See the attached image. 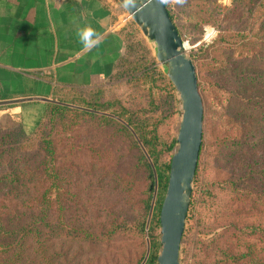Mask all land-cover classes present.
<instances>
[{
	"label": "rangeland",
	"instance_id": "374dc122",
	"mask_svg": "<svg viewBox=\"0 0 264 264\" xmlns=\"http://www.w3.org/2000/svg\"><path fill=\"white\" fill-rule=\"evenodd\" d=\"M162 1L178 15H175L177 19L184 17L180 19L183 24L181 37L186 54L196 66L204 104L201 169L199 178L193 183L197 205L195 203L186 225L180 264L195 261L196 264H219L218 254L223 246L229 252L239 246L236 237L248 239L249 236L243 234L246 225L264 230V90L261 85L249 84L246 88L235 82L237 76L257 77L264 73V28L261 27L264 14L253 13L255 2L259 0H217V3L196 0V18L190 20L185 15L190 13L193 0ZM123 16L124 25L132 21L125 10ZM139 31L156 58L155 45ZM233 42L241 50L239 61H235L237 55L230 48ZM158 65L165 72L164 67ZM231 92L234 93L230 96ZM132 94L128 86L115 83L103 92L78 94L75 100L85 102L83 105L97 101L103 109L90 112L115 118L123 126L126 123L117 118V114L124 112L121 106L128 109ZM50 104L73 110L80 107L58 102L46 103V108ZM46 108L10 117L1 124L0 130V154L3 155L0 173L11 172L15 164H21L20 169L25 171L41 169L39 178L28 185L33 199L42 204L41 211L46 209L45 202L55 201L57 208L63 204L59 213L53 208L49 216L51 220L55 217L56 227L66 229L69 235L59 240L53 237V231L41 229L38 243L30 247L36 248L32 264L39 263L43 249V260L48 264H145L150 242L161 252V228L152 221L156 202L151 212L159 189L155 171L151 176L147 166L139 164V153L137 150L131 152L129 140L122 142L119 138H111L115 128H107L100 117L87 120L79 114L66 113L56 115L51 123V114ZM80 108L79 111H87ZM181 118L178 102L171 127L175 137ZM158 133L164 141L162 129ZM46 138L53 141L56 156L45 158L51 160L49 166L62 168V183L59 187L56 178L61 171L51 172L49 187L54 185L50 194L43 197L46 184L40 163L46 152L39 143ZM120 149L129 153L122 166L116 167L114 172H102V164H107L106 168L115 165L114 157ZM26 158L28 162H24ZM147 162L152 168L148 158ZM208 189L212 191L213 206L200 201V195L210 192ZM14 200L13 194L7 195V204ZM80 201L115 207L107 213L98 209L83 213L85 223L80 224L75 217L76 204ZM150 213L152 219L149 221ZM120 217L123 218L121 225L117 224ZM81 227L89 232L88 239ZM228 237L232 240L227 241ZM25 242L30 244L28 239ZM59 251L66 252L61 259L57 257ZM205 253L210 255L207 257Z\"/></svg>",
	"mask_w": 264,
	"mask_h": 264
},
{
	"label": "trees",
	"instance_id": "16d2710c",
	"mask_svg": "<svg viewBox=\"0 0 264 264\" xmlns=\"http://www.w3.org/2000/svg\"><path fill=\"white\" fill-rule=\"evenodd\" d=\"M215 1L217 3V0ZM165 4L173 23L178 29L180 36H182L181 27L183 24H181L182 22L180 19L182 18L184 20V17L177 19L175 16L177 14L173 12L167 3ZM192 4L193 6L191 7L186 5L189 7L190 13L185 15V17L190 20L196 18V0H193ZM255 5L256 7L253 9V13L264 14V0L255 2ZM215 6H217V4H215ZM120 11L124 13V9L120 8ZM261 27L264 28V21ZM120 35L125 43V55H123L117 63L114 74L106 84L88 89L78 87L66 88L55 91L53 95V99L61 104H73L76 107H84L87 111H79L81 109L80 107L77 108V110H73L53 104L47 106L46 109L50 111L48 114H51V123L54 121L56 115L66 113H76L87 118V120L100 117L99 119L104 122L107 128H115L111 138H119L122 142L128 140L131 142L130 147L133 149L131 152L137 150L139 153V164L142 166L144 163L151 176H154L153 171H155L156 174L157 186L159 189L155 200L156 206L152 215L153 219L152 217L151 219L153 223L156 224V227H159L160 212L169 182L171 160L175 153L174 149L177 147V137L173 135L174 133L171 127L174 124L173 119L179 102L178 96L172 82L158 65L152 50L141 35L136 24L132 21H128L120 30ZM230 48L231 51L237 55L235 61L241 60V50L236 47L235 42L230 44ZM235 82L238 86H245L246 88L249 84L261 85L264 90V73H259L257 77L241 75L238 78L237 76ZM115 83L124 84L128 86L129 89L133 90V94L130 96L131 101L128 103V109L121 106L124 112L122 114H117V118L126 123V125L124 124L123 126H120L115 118L109 119L104 116H96L95 113L90 112H99V110L103 109L102 105L96 103L97 101L88 102L86 103L87 105H83L85 102L81 103L79 100H75L78 94L103 92L107 86H112ZM232 93L234 92H231L229 95L231 96ZM262 96L264 99V95ZM249 107L251 108V106ZM1 129L0 124V130ZM161 129L164 133V141L162 140V134L158 133ZM262 138H264V136H262ZM48 139L49 138L43 139L39 143V147H42L43 151L46 152V155L43 157V163H40L42 164V169H44V172L43 170L42 172L43 175H45L44 183L46 184L42 194L43 197L47 196L48 192L50 194V190L54 185L52 184L49 187L50 179L52 178L51 172L61 171L60 176L58 174L56 178L58 177L57 181L59 187L61 185L60 183H62V168L57 166V169H55L54 166H49L48 163H50L51 160H46L45 158L50 157L51 159L56 156V147H54L53 141ZM114 144L116 143L114 142ZM203 145L202 143L194 183L200 176V161ZM107 153L108 152L105 151L106 155ZM128 157L129 153H124L120 149V152L114 157L115 165L106 168L107 164H102L101 171H116V167L122 166L123 160ZM146 157L152 164V168L149 166ZM2 159L3 155L0 154V162ZM24 162H28V158H26ZM20 165L15 164L14 169L9 173H0V264H28V262L32 264L34 262L33 254L36 248L30 249V247L36 246L38 238L40 237L39 235H41L39 232L43 228L53 231V237L59 240L69 235L66 229L56 227L54 224L56 220L55 217L51 215L54 219L51 220L49 216L53 208L59 213L63 204L61 203L57 208L55 201L53 203L45 202L43 205L46 209L41 211L40 206L42 204H40L39 201H35L33 195L30 194L28 185L33 184V181L39 178V170L41 169L36 171L35 169L32 170L29 168L27 169L29 171H25L20 169ZM77 183L78 180H75V184ZM112 187L115 188L114 185H112ZM211 193L212 191L207 192V194L206 192H202L200 201H205L204 204L211 203V206H213V198L210 196ZM8 194H13L15 200L7 204L6 197ZM195 196L196 192L193 190L186 225L191 212L194 211L195 203L197 205ZM76 206H78V209L75 210V217L76 221L80 224L85 223V215L83 213L88 214L91 210L96 209H98L97 211L107 213V211H112L115 207H108L106 204L99 206L96 205V203L88 204L82 201H80V203L78 202ZM148 209L150 210V204ZM120 210L123 211L122 209ZM212 213L213 212L210 211L209 214L212 215ZM95 216L98 217V215ZM122 223L123 218L120 217L117 224L121 225ZM80 229L81 231L82 229L86 231L84 235L86 239H88L89 232L87 229L85 227H81ZM151 230L152 229L149 228L148 232H151ZM244 230H246V232H243V234L248 235V239L242 238L241 236L236 237L235 241L239 243V246L236 250L230 249L229 252L225 250L226 246H223L221 252L218 254L221 258L218 262L219 264H264V230L254 225H246ZM26 239L30 241V244L25 242ZM231 240L232 238H227V241ZM159 252L158 246L150 242L149 256L145 264H158ZM41 254L42 256H39L38 264H48L43 260V256H45L44 249L41 250ZM205 254L207 257L210 255L209 253ZM65 255L66 252L59 251L57 257L61 259L60 257H64ZM35 256H37V253ZM51 257L55 258L54 255H51ZM193 264H196V261Z\"/></svg>",
	"mask_w": 264,
	"mask_h": 264
},
{
	"label": "crops",
	"instance_id": "0c3cea01",
	"mask_svg": "<svg viewBox=\"0 0 264 264\" xmlns=\"http://www.w3.org/2000/svg\"><path fill=\"white\" fill-rule=\"evenodd\" d=\"M120 8L117 0H0V101L53 99L57 90L106 84L126 49ZM85 25L99 35L92 49L76 34ZM45 108L0 106V124Z\"/></svg>",
	"mask_w": 264,
	"mask_h": 264
},
{
	"label": "water",
	"instance_id": "95a60500",
	"mask_svg": "<svg viewBox=\"0 0 264 264\" xmlns=\"http://www.w3.org/2000/svg\"><path fill=\"white\" fill-rule=\"evenodd\" d=\"M117 1L143 35L155 45L157 62L164 67L181 104L182 118L177 134V149L171 160L169 182L160 212L161 252L158 256V264H180L181 244L203 143L204 104L196 66L186 54L185 43L164 1ZM28 102L58 103L52 99L36 97L0 101V106ZM154 203L155 198L151 212ZM150 219L151 213L149 221ZM148 254L149 249L145 262Z\"/></svg>",
	"mask_w": 264,
	"mask_h": 264
},
{
	"label": "clouds",
	"instance_id": "9594fccd",
	"mask_svg": "<svg viewBox=\"0 0 264 264\" xmlns=\"http://www.w3.org/2000/svg\"><path fill=\"white\" fill-rule=\"evenodd\" d=\"M182 2V0H178ZM77 36L85 49H92L99 44V35L91 26L85 25L77 30Z\"/></svg>",
	"mask_w": 264,
	"mask_h": 264
},
{
	"label": "built area",
	"instance_id": "2783aa9c",
	"mask_svg": "<svg viewBox=\"0 0 264 264\" xmlns=\"http://www.w3.org/2000/svg\"><path fill=\"white\" fill-rule=\"evenodd\" d=\"M125 20H127V19L125 18Z\"/></svg>",
	"mask_w": 264,
	"mask_h": 264
}]
</instances>
